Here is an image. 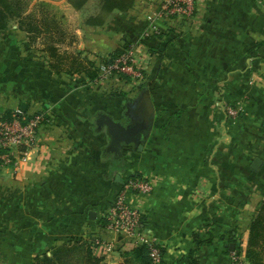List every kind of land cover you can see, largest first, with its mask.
Listing matches in <instances>:
<instances>
[{
	"label": "crops",
	"instance_id": "crops-1",
	"mask_svg": "<svg viewBox=\"0 0 264 264\" xmlns=\"http://www.w3.org/2000/svg\"><path fill=\"white\" fill-rule=\"evenodd\" d=\"M46 1L54 6L55 23L51 31L40 29L42 36L62 40L66 19L80 24L67 52L59 38L35 45L38 32L22 24L35 18L34 0L0 32V113L25 104L23 114L55 116L40 128L38 150L0 169L3 262L36 264L46 255L57 264H128L135 243L99 221L135 175L152 191L128 193L126 200L140 211L145 237L161 249V264H187L191 253L198 264H233L231 244L239 245L245 261L249 227L264 202V51L250 54L264 42V0H196L191 24L156 21L166 35L156 45L164 55L143 46L152 55L146 87L153 126L142 150L125 153L122 162L108 151L109 136L95 119L124 123L126 104L138 92L131 96L129 83L112 80L91 90L95 83L83 73L85 85L78 84L62 56L88 68L124 43L154 36L146 17L160 0H133L104 26L86 24L99 12L97 0L81 8L70 0ZM227 106L238 109L237 118L227 117ZM256 158L258 171L251 168Z\"/></svg>",
	"mask_w": 264,
	"mask_h": 264
},
{
	"label": "built area",
	"instance_id": "built-area-1",
	"mask_svg": "<svg viewBox=\"0 0 264 264\" xmlns=\"http://www.w3.org/2000/svg\"><path fill=\"white\" fill-rule=\"evenodd\" d=\"M195 4L196 0H160L154 10L146 17L152 34H161L156 21L173 22L178 20L179 24L182 25L191 24L195 15ZM118 50L121 51L119 55L114 58L104 57L105 61L98 65L101 78L98 83L112 80L114 83L128 84L129 81L124 78L128 77L130 78L131 89L134 86L139 89L142 83L137 85L140 81L136 80L143 79L140 71L141 66H143L142 70L144 72L146 65L150 64L149 57H152V55L148 54L143 46L135 44H129L128 47H125L124 43L120 45ZM142 52L144 63L141 61L143 65H140L138 56H141ZM145 76L148 78V74ZM143 81H146V79ZM225 113L229 119H235L238 117L239 111L236 108L227 106L225 107ZM50 122L43 112L23 114L22 111L17 109L12 112L10 120L3 118L0 114V169L12 167L18 160L26 158L29 152L38 150L40 128L43 125L50 124ZM151 191L152 186L146 179L129 176L123 182L114 205L105 215L107 223L104 228L106 231L114 232L122 238L132 239L135 245H148L152 264H160L162 262L160 248L152 240L145 237L140 211L132 208L126 200L128 193L147 194ZM94 241L100 243L101 238L95 236ZM106 250L108 252L112 250L110 244L106 245ZM231 258L233 264H244V260L236 252H232Z\"/></svg>",
	"mask_w": 264,
	"mask_h": 264
},
{
	"label": "trees",
	"instance_id": "trees-1",
	"mask_svg": "<svg viewBox=\"0 0 264 264\" xmlns=\"http://www.w3.org/2000/svg\"><path fill=\"white\" fill-rule=\"evenodd\" d=\"M97 1L99 3L98 14L86 20V24L91 25V26H104L106 24V21L109 15H111L114 12L124 13L133 4V0H97ZM70 2L72 5H74V7L81 8L88 2V0H70ZM23 4L24 3L21 0H0V32L8 28V26L10 25V22L13 20L14 17L21 16V14L24 11ZM25 23L27 26H31L33 29H35L33 27L32 21L23 20L22 24H25ZM166 31H169V29L166 28ZM167 34H171V33H167ZM163 35L166 36L165 34H159V35H154L150 37L147 36V37L141 38L139 42L134 43V44L146 47L151 53H153V55L154 54L164 55V51L161 50L160 48H157L156 46L157 40H161L162 38H164ZM169 38H171V36L167 35L165 41L168 40ZM128 46L129 44L125 43V47H128ZM261 49H263L264 51V42L255 45L251 49L250 54L255 55ZM120 52L121 51L117 49L116 51H114L112 54L109 55V58L116 57L117 55L120 54ZM257 56L258 55H256V57ZM252 57H255V56H252ZM73 65L74 63L71 64L72 67H68V69L66 70V73L72 77L76 76L77 78L75 79H76V83L78 84L85 85V80H84L85 78H88L90 79L91 82H93L95 79L99 77L98 69H94L93 66L91 65L90 67L88 65V68L84 67L80 63H76L74 66ZM53 68L56 69V65H54ZM82 73L84 74L85 78L81 77V75H83ZM149 78L146 80L145 83H142L141 86L148 85L147 82ZM114 96L123 97L124 95L116 93L114 94ZM43 113L45 114L46 119L50 121L52 120L50 117L52 114L49 115L45 112ZM0 114H2L3 118L8 119V120H10L12 117V111H5ZM54 119H55V116H54ZM132 177H136V175ZM99 223L101 224L102 227L106 226V223H107L106 218L104 217L100 219ZM240 251H241V248L239 247V245L236 244L234 252L238 254ZM87 254H88V257L92 259L91 258L92 253L90 252V249L87 251ZM161 254H162V251H161ZM127 257L128 258L126 261L128 264H152L149 247L146 244L136 245V247H134L130 252L127 253ZM245 261L247 264H264V202L260 204L257 214L256 216H254L250 224V227H249L248 241H247V247H246V252H245ZM36 264H57V262H55L53 258L51 259L50 257L43 255L41 257H38V259H36ZM187 264H198V261L195 259L194 254L192 253L190 254V258Z\"/></svg>",
	"mask_w": 264,
	"mask_h": 264
},
{
	"label": "water",
	"instance_id": "water-1",
	"mask_svg": "<svg viewBox=\"0 0 264 264\" xmlns=\"http://www.w3.org/2000/svg\"><path fill=\"white\" fill-rule=\"evenodd\" d=\"M26 105H21V111H25ZM124 123L116 121L112 118L104 117L107 134L109 136L108 151L119 153L120 156L125 153H131L133 150L141 151L144 143L149 138L153 121L155 117V108L153 105L151 93L149 89L140 86L137 95L126 104ZM262 165L259 158L254 159L251 168L258 171ZM89 220L96 218V213L90 211L88 213ZM230 250L234 251V244L229 245Z\"/></svg>",
	"mask_w": 264,
	"mask_h": 264
},
{
	"label": "rangeland",
	"instance_id": "rangeland-1",
	"mask_svg": "<svg viewBox=\"0 0 264 264\" xmlns=\"http://www.w3.org/2000/svg\"><path fill=\"white\" fill-rule=\"evenodd\" d=\"M23 3H31L33 0H21ZM34 1H36L37 3H36V5L34 6V8H33V16L35 17L33 20H32V23H33V27L36 29V31L38 32V34H37V36H34V38L36 39L35 40V45H37V47H40V44H42V45H45V44H48V43H51V42H56L55 41V39H57V38H59V42L58 43H61L62 45H63V50H64V52H67V50H69L68 48H70V46H68V44H71L70 42L72 41V38L74 37V28H76V24H77V27H80V24L79 23H76V22H73V19L71 18V19H66V21H65V34H64V36L62 37V40H60V37H58L57 35H55V36H52V35H47V36H45V35H43L42 36V31H41V33H40V29H45V27L44 26H46V25H48V29H49V31H51V28L54 26V23H55V21H54V15H50L53 11H55V9H52L54 6L50 3V2H47L46 0H34ZM41 3H45V4H41ZM48 5H49V9H48ZM94 5V4H93ZM23 6H24V4H23ZM26 6V5H25ZM46 16H47V18H49L50 20H46ZM37 17V18H36ZM55 32V31H54ZM31 38V37H30ZM42 40H44L43 42H42ZM74 42L76 43V41L74 40ZM80 42H82V40H80ZM72 46V45H71ZM52 46H49L48 48H47V51L49 52V54H50V56L51 57H54V55L53 54H51L53 51H52V48H51ZM38 49V48H37ZM56 50V49H55ZM39 52H37V55H39L40 54V51H41V49L39 48V50H38ZM56 53V52H55ZM58 53V52H57ZM48 55V54H47ZM56 55V54H55ZM61 55V54H60ZM63 55V54H62ZM104 56V55H103ZM109 56V55H108ZM63 57V60H64V62L62 63L63 64V66H65L66 68H68V67H70V65L71 64H73V63H76V62H73V60H71V61H69V59L66 57V55H64V56H62ZM141 56H138V63L140 64V65H143L142 63H141V61H143V63H144V59H142V58H140ZM103 61H105V58L104 57H102V56H100L98 59H97V61L96 62H93V61H90V62H88V64H89V67H90V65L91 66H93V68L94 69H98V71H99V68H98V65L101 63V62H103ZM151 65V63L150 64H147L146 65V70H145V68H144V72H143V66H141V69H140V71L142 72V75H143V79L142 80H136V81H140V82H138L137 83V85H139L140 83H145L146 81H143V80H147L148 78H146V74H148V77H150L151 76V73H150V70H149V66ZM124 78H126L127 79V81H129V83H131L130 82V78H128V77H124ZM101 80V78H100V73H99V77L97 78V79H95L94 81H93V83H95V85H93L92 86V88H91V90H97L95 87L97 86V84H99L98 82ZM102 80H104V79H102ZM137 88V89H136ZM136 92H138V87L137 86H134L133 88H132V90L131 91H129L128 92V94L129 95H134V93H136ZM43 110H40V112H42ZM34 113H38V111H36V112H34ZM34 113H32V114H34ZM52 120V122H54L55 121V119L54 118H51ZM72 149V148H71ZM239 254V253H238ZM1 255H3V253L1 254L0 253V264H5V262H3V260H2V257L3 256H1ZM3 262V263H2ZM243 263L244 264H247L246 263V261H243ZM9 264V263H8Z\"/></svg>",
	"mask_w": 264,
	"mask_h": 264
},
{
	"label": "flooded vegetation",
	"instance_id": "flooded-vegetation-1",
	"mask_svg": "<svg viewBox=\"0 0 264 264\" xmlns=\"http://www.w3.org/2000/svg\"><path fill=\"white\" fill-rule=\"evenodd\" d=\"M103 118H104V116H102V115L97 116L96 119H95V123L97 124V127L99 129H103L106 132L107 128H106L105 124L102 123L103 122ZM113 153H116V152L114 151ZM120 157H121V160H122L123 155H121Z\"/></svg>",
	"mask_w": 264,
	"mask_h": 264
}]
</instances>
